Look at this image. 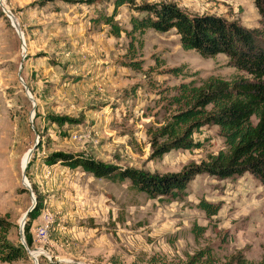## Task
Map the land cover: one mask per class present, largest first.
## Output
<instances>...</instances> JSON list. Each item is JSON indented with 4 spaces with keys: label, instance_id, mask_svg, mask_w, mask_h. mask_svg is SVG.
Listing matches in <instances>:
<instances>
[{
    "label": "rangeland",
    "instance_id": "374dc122",
    "mask_svg": "<svg viewBox=\"0 0 264 264\" xmlns=\"http://www.w3.org/2000/svg\"><path fill=\"white\" fill-rule=\"evenodd\" d=\"M86 1L0 0V223L6 242L24 251L0 264H185L205 249L210 264L236 254L264 264V190L247 173L197 175L184 196L165 203L125 182L43 163L53 152L77 153L162 175L224 149L217 127L208 126L192 136L200 149L151 159L148 131L176 110L174 86L238 74L226 58L182 50L173 31L115 36L91 21L108 15L110 2ZM134 1L234 20L264 40L252 0ZM131 14L121 6L114 21L128 30ZM199 200L218 204L217 213L206 217ZM193 225L204 227L199 237Z\"/></svg>",
    "mask_w": 264,
    "mask_h": 264
},
{
    "label": "trees",
    "instance_id": "16d2710c",
    "mask_svg": "<svg viewBox=\"0 0 264 264\" xmlns=\"http://www.w3.org/2000/svg\"><path fill=\"white\" fill-rule=\"evenodd\" d=\"M107 1L111 12L98 14L91 21L102 22L111 34L118 36L123 32L133 37L146 30L158 33L173 31L182 50H192L201 58L221 54L226 58L227 67L238 73L229 79L209 76L174 86L170 103L176 106V110L163 124L148 131L150 158H160L172 150L200 149L201 144L192 136L208 126L217 127L224 149L215 155H207L198 164H189L179 172L162 175L101 163L77 153L53 152L45 156L43 163L79 169L111 183L125 182L129 190L165 203L178 201L184 196L188 184L197 175L223 180L247 173L264 190V40L261 32L213 14H187L172 3ZM252 3L260 20L264 21V0H252ZM121 6H126L133 13L128 18V30L121 29L114 21ZM174 72L178 73L179 69H174ZM196 208L206 217H212L219 205L199 200ZM203 228L193 225L191 232L194 237H199ZM6 231L7 226L0 223L1 263L14 262L24 252L19 244L6 242ZM209 259L210 252L205 249L189 257L185 264H210ZM225 264L248 263L242 255L236 254Z\"/></svg>",
    "mask_w": 264,
    "mask_h": 264
},
{
    "label": "water",
    "instance_id": "95a60500",
    "mask_svg": "<svg viewBox=\"0 0 264 264\" xmlns=\"http://www.w3.org/2000/svg\"><path fill=\"white\" fill-rule=\"evenodd\" d=\"M17 34L18 35H20V39H22V37H21V34H20V32L17 30ZM34 148H35V145H33V147L27 152V161L25 162V164L23 165V168L22 169H24V168H26L27 167V164H28V161H29V158H30V156H31V153H32V151L34 150ZM27 214V213H26ZM26 214H25V216H26ZM24 216V217H25ZM22 245V244H21ZM35 262V261H34Z\"/></svg>",
    "mask_w": 264,
    "mask_h": 264
},
{
    "label": "bare ground",
    "instance_id": "6f19581e",
    "mask_svg": "<svg viewBox=\"0 0 264 264\" xmlns=\"http://www.w3.org/2000/svg\"><path fill=\"white\" fill-rule=\"evenodd\" d=\"M28 253L30 254V251H28Z\"/></svg>",
    "mask_w": 264,
    "mask_h": 264
}]
</instances>
